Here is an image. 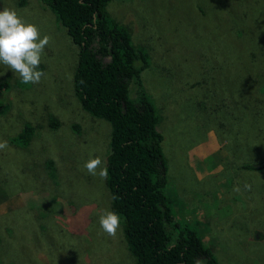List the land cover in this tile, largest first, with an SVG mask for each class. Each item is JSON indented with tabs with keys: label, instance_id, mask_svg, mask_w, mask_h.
I'll return each instance as SVG.
<instances>
[{
	"label": "rangeland",
	"instance_id": "374dc122",
	"mask_svg": "<svg viewBox=\"0 0 264 264\" xmlns=\"http://www.w3.org/2000/svg\"><path fill=\"white\" fill-rule=\"evenodd\" d=\"M4 8L50 42L38 84L0 63V264H132L121 226L111 237L99 225L111 210L105 180L83 167L106 159L111 126L73 92L76 51L41 0ZM108 10L151 55L143 79L164 116L177 217L205 226L220 264H264V168L241 167L264 160V0H114ZM29 125L24 143H10Z\"/></svg>",
	"mask_w": 264,
	"mask_h": 264
},
{
	"label": "trees",
	"instance_id": "16d2710c",
	"mask_svg": "<svg viewBox=\"0 0 264 264\" xmlns=\"http://www.w3.org/2000/svg\"><path fill=\"white\" fill-rule=\"evenodd\" d=\"M113 1L41 0L76 51L72 89L81 107L111 126L105 184L132 264H220L203 241L205 226L198 231L175 213L179 195L168 177L164 116L143 79L151 55L111 16ZM248 55L255 59L254 51ZM33 130L25 126L10 143H24ZM241 167L264 168V160Z\"/></svg>",
	"mask_w": 264,
	"mask_h": 264
},
{
	"label": "clouds",
	"instance_id": "9594fccd",
	"mask_svg": "<svg viewBox=\"0 0 264 264\" xmlns=\"http://www.w3.org/2000/svg\"><path fill=\"white\" fill-rule=\"evenodd\" d=\"M50 42L48 35L41 36L37 25L25 22L14 9L0 10V63L18 73L22 83L38 84L46 74L38 70L44 49ZM8 147L0 140V150ZM89 175L105 180L108 177L106 162L100 156L90 155L83 165ZM99 225L104 233L115 237L120 228V216L109 209L98 213ZM196 264H201L197 260Z\"/></svg>",
	"mask_w": 264,
	"mask_h": 264
}]
</instances>
